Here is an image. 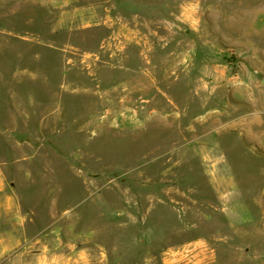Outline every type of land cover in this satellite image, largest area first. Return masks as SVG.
<instances>
[{
  "label": "rangeland",
  "instance_id": "obj_1",
  "mask_svg": "<svg viewBox=\"0 0 264 264\" xmlns=\"http://www.w3.org/2000/svg\"><path fill=\"white\" fill-rule=\"evenodd\" d=\"M263 75L264 0H0V264H264Z\"/></svg>",
  "mask_w": 264,
  "mask_h": 264
},
{
  "label": "crops",
  "instance_id": "obj_2",
  "mask_svg": "<svg viewBox=\"0 0 264 264\" xmlns=\"http://www.w3.org/2000/svg\"><path fill=\"white\" fill-rule=\"evenodd\" d=\"M257 122H258V123L261 122V118H259V117H258V118H255V120H254L253 123H257ZM228 123H229V126H232V127H234V128L240 127V126H238V125L236 124V122H234V120H230V121H228ZM230 124H231V125H230ZM4 189H5V184H4L3 180H1V177H0V193L3 192ZM1 204H2V207H1ZM1 204H0V209L6 211L7 205H8V206H11V205H12V202L10 201V202L8 203L6 200H4V202H2Z\"/></svg>",
  "mask_w": 264,
  "mask_h": 264
},
{
  "label": "water",
  "instance_id": "obj_3",
  "mask_svg": "<svg viewBox=\"0 0 264 264\" xmlns=\"http://www.w3.org/2000/svg\"><path fill=\"white\" fill-rule=\"evenodd\" d=\"M259 85L264 87V75L261 77Z\"/></svg>",
  "mask_w": 264,
  "mask_h": 264
}]
</instances>
